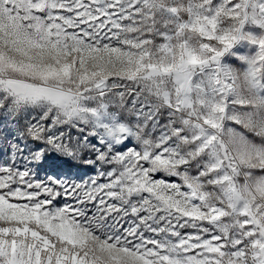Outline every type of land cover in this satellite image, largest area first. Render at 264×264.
I'll use <instances>...</instances> for the list:
<instances>
[{
	"label": "snow or ice",
	"instance_id": "6c2138e0",
	"mask_svg": "<svg viewBox=\"0 0 264 264\" xmlns=\"http://www.w3.org/2000/svg\"><path fill=\"white\" fill-rule=\"evenodd\" d=\"M0 149V264H264V0H0Z\"/></svg>",
	"mask_w": 264,
	"mask_h": 264
},
{
	"label": "rangeland",
	"instance_id": "374dc122",
	"mask_svg": "<svg viewBox=\"0 0 264 264\" xmlns=\"http://www.w3.org/2000/svg\"><path fill=\"white\" fill-rule=\"evenodd\" d=\"M236 52H238L239 54H247L248 53V49L246 47H238L235 49ZM253 51H255V49H253ZM228 62L231 63L233 66H240L241 62L235 58V57H229L228 58ZM3 150L0 149V154H2ZM57 161L55 160H52V161H49V163H46L42 169H41V172H40V175L41 177H43L44 175H46V173L50 170V166L51 167H54L56 165ZM76 169L74 168L73 171H75ZM89 172H93L94 170L91 169V170H88Z\"/></svg>",
	"mask_w": 264,
	"mask_h": 264
},
{
	"label": "trees",
	"instance_id": "16d2710c",
	"mask_svg": "<svg viewBox=\"0 0 264 264\" xmlns=\"http://www.w3.org/2000/svg\"><path fill=\"white\" fill-rule=\"evenodd\" d=\"M91 169H92V168L89 167V168H87V171H88V170H91Z\"/></svg>",
	"mask_w": 264,
	"mask_h": 264
}]
</instances>
